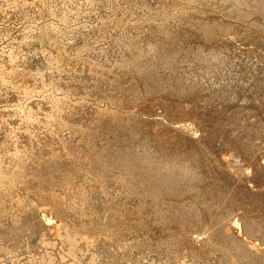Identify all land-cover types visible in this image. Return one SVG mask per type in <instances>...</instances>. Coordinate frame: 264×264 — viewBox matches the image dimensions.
Wrapping results in <instances>:
<instances>
[{
	"label": "rangeland",
	"instance_id": "374dc122",
	"mask_svg": "<svg viewBox=\"0 0 264 264\" xmlns=\"http://www.w3.org/2000/svg\"><path fill=\"white\" fill-rule=\"evenodd\" d=\"M0 264H264V0H0Z\"/></svg>",
	"mask_w": 264,
	"mask_h": 264
},
{
	"label": "bare ground",
	"instance_id": "6f19581e",
	"mask_svg": "<svg viewBox=\"0 0 264 264\" xmlns=\"http://www.w3.org/2000/svg\"><path fill=\"white\" fill-rule=\"evenodd\" d=\"M154 3H155V2H154ZM249 6L255 8L256 6H259V4H258V3H254V4L252 3V4H249ZM156 13H157V12H156ZM252 22H253V21H252ZM254 22H255V21H254ZM8 31H9V30H8ZM176 35H177V34H176ZM180 40H181V39H180ZM118 55H119V54H118ZM134 55H135V54H134ZM153 68H154V67H153ZM138 69H139V68H138ZM16 71H17V70H16ZM147 72H148V71H147ZM6 74H7V73H6ZM12 74H13V73H12ZM15 74H16V73H15ZM15 74H14V75H15ZM7 76H8V75H6V78H10V76L13 77V75H10V76H8V77H7ZM3 79H4V78H3ZM96 83H97V82H96ZM1 94H2V93H1ZM53 202H54V201H53ZM56 210H57V209H56ZM56 210H55V211H56ZM51 211H52V210H51ZM53 213H54V212H53ZM29 217H30V216H29ZM27 218H28V217H27ZM31 218H32V217H31ZM28 219H29V218H28ZM28 219H27V221H28ZM22 220H23V219H22ZM46 220H47V219H46ZM6 221H7V220H6ZM10 224H11V223H10ZM29 224H30V223H29ZM31 224H32V223H31ZM45 224H46V222H45ZM36 225H38V223H37ZM29 226H30V225H29ZM31 226H32V225H31ZM38 226L40 227V222H39V225H38ZM38 226H37V227H38ZM41 226H42V225H41ZM43 226H44V225H43ZM43 226H42V227H43ZM34 227L36 228L35 224H34ZM39 227H38V228H39ZM30 228H31V227H30ZM32 228H33V227H32ZM40 228H41V227H40ZM43 228H44V227H43ZM33 229H34V228H33ZM55 229H56V228H55ZM55 229H54V230H55ZM22 230H23V228H22ZM36 230H37V229H36ZM19 231H20V230H19ZM32 231H33V230H32ZM224 231H225V230H224ZM53 233H54V232H53ZM229 233H230V232H229ZM232 233H233V232H232ZM232 233H231V235H232ZM236 233H237V232H236ZM236 233H235V235H237ZM238 233H239V232H238ZM240 233H241V232H240ZM29 234H30V233H29ZM34 234H35V233H34ZM106 234H107V233H106ZM233 234H234V233H233ZM21 235H22V234H21ZM23 235H24V234H23ZM48 235H49V234H48ZM235 235H234V237H235ZM25 236H27V235L25 234ZM50 236H51V235H50ZM50 236H49V237H50ZM83 236H84V235H83ZM83 236H82V237H83ZM92 236H93V235H92ZM22 237H23V236H22ZM22 237H21V239H22ZM31 237H32V236H31ZM80 237H81V236H80ZM88 237H89V236H88ZM234 237H233V238H234ZM32 238H33V237H32ZM53 238H54V237H53ZM90 238H91V237H90ZM235 238H236V237H235ZM241 238H242V237H241ZM9 239H10V238H9ZM83 239H84V238H83ZM88 239H89V238H88ZM4 240H5V239H4ZM67 240H68V241H67ZM67 240L65 241V243H67L68 246H71L73 242H71L69 239H67ZM240 240H241V239H240ZM246 240H247V239H246ZM13 241H14V240H13ZM223 241H224V240H223ZM229 241H230V240H229ZM15 242H16V241H15ZM248 242H250V241H248ZM231 243H232V242H231ZM231 243H230V244H231ZM244 243H245V242H244ZM228 244H229V243H228ZM8 245H9V244H8ZM14 245H15V244H14ZM9 246H10V245H9ZM11 246H12V245H11ZM225 246H226V245H225ZM17 247H18V246H17ZM249 247H250V246H249ZM252 247H253V246H252ZM230 248H231V247H230ZM230 248H229V249H230ZM228 252H229V251H228Z\"/></svg>",
	"mask_w": 264,
	"mask_h": 264
}]
</instances>
